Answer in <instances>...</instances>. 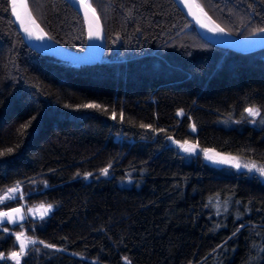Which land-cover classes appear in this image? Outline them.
Here are the masks:
<instances>
[{"label": "trees", "instance_id": "trees-1", "mask_svg": "<svg viewBox=\"0 0 264 264\" xmlns=\"http://www.w3.org/2000/svg\"><path fill=\"white\" fill-rule=\"evenodd\" d=\"M27 2L47 37L85 49L69 4ZM195 2L230 35L264 28V0ZM89 3L105 53L74 65L29 49L0 0V197L17 183L23 194L0 210L53 205L43 219L25 218L37 243L21 264H264V182L204 156L264 166V47L208 44L173 0ZM185 140L195 153L176 143ZM19 232L0 224L6 257L19 251Z\"/></svg>", "mask_w": 264, "mask_h": 264}, {"label": "water", "instance_id": "water-1", "mask_svg": "<svg viewBox=\"0 0 264 264\" xmlns=\"http://www.w3.org/2000/svg\"><path fill=\"white\" fill-rule=\"evenodd\" d=\"M9 1V5L12 12V19L15 28L17 29L18 33L22 37L26 46L31 49L32 51L55 58L57 60L65 61L74 65H93L99 62L105 53V35L103 31V27L98 15L92 12L91 9L86 10L84 6L80 3V0H64L67 4H69L82 18L84 23V27L86 30L87 35V43L85 49L81 52H75L66 48L55 41L51 40L49 37L44 39H36L34 36L29 37L28 34L24 31V28L27 27L34 33L35 28L31 22V13L29 11V6L27 9L23 7V4L26 2L28 5L27 0H17L16 4V13L19 14L20 19H17V15L13 13V5L11 0ZM89 2V1H88ZM175 5L180 9V11L188 18V20L194 25V28L197 34L200 36L201 39L206 41L208 44L213 45L218 48L228 49L237 53L245 54L257 49H260L264 46H260L264 43V31H257L248 36L242 37H232L227 35L226 37H221L214 35L211 33L201 21L199 16V6L195 2V0H173ZM89 26H91L93 31L99 30L100 39H89L88 32ZM264 29V28H263ZM38 34V33H37ZM206 161L209 160V151L204 153ZM18 208V207H14ZM13 209V208H11ZM11 209L1 211L7 212ZM23 211V210H22ZM25 221V217L23 220L18 221L15 224H10L5 219L2 223H8L10 226L19 225L21 228V232H23L20 225H23ZM24 233V232H23ZM17 245L19 246V242L16 240Z\"/></svg>", "mask_w": 264, "mask_h": 264}, {"label": "snow or ice", "instance_id": "snow-or-ice-1", "mask_svg": "<svg viewBox=\"0 0 264 264\" xmlns=\"http://www.w3.org/2000/svg\"><path fill=\"white\" fill-rule=\"evenodd\" d=\"M12 5H13V13L17 15V19H20L19 14L16 13V4H17V0H11ZM80 3L84 6V8L86 10L91 9L93 13H95V9L92 8L91 4L88 2V0H80ZM23 7L25 9L28 8L27 3L25 2L23 4ZM32 23L35 24V20L32 21ZM37 27H39V25H37ZM211 31H218L223 33L224 29L220 28L218 25L214 28V29H210ZM24 31L28 34L29 37H35L36 39H44L46 33L43 32V29H40L39 34L34 33L33 31H31L29 28L25 27ZM259 31H264V29H260ZM88 36L89 39H100V33L99 30L97 31H93L91 26H89V32H88ZM82 107L85 108H98L100 107L99 105H95V104H85L82 105ZM250 116L256 117L258 115H260V110L257 108H247L245 110ZM179 115H182L181 113H178ZM123 117V113H121V118ZM113 118H115V113L113 114ZM31 123V122H29ZM261 123H264V120H261ZM25 128L28 127V125L24 126ZM141 127H150L148 125H141ZM192 130L195 131V125L192 126ZM169 139H171V137H169ZM179 147L185 151V152H194L195 151V145H191L189 144V142L187 140H185L182 144L179 143L178 141L176 142ZM13 151V149L9 148L7 149V153H11ZM5 153H0V155H4ZM208 159H213L212 157H207ZM232 161H236L235 157H230V158H222L220 160H213L214 163H230ZM236 168H240L242 165L237 161L234 163L233 165ZM244 168H247L249 171H252L253 169H255L257 172L260 173V175L264 176V166L261 167H257V165L255 163H250V164H244L243 165ZM102 173L104 175L108 174V169H102ZM87 175H91V174H87ZM17 193H20L19 198L22 199L23 198V194L20 192V188H19V184L17 183V185L9 188L6 190V195L0 197V203H3L5 199H17ZM53 208V205L48 204L45 205L43 203L37 205L34 208H29L28 209V213L33 214V215H39L41 219H43L46 215H48L49 212H51ZM226 210V209H225ZM219 214V212H218ZM7 220L8 223L10 224H15L20 220L24 219V213L22 211V207H18V208H13L10 211L7 212H0V223H2L4 220ZM21 227H23V225H20ZM241 227H243V225H241ZM5 232L8 231L7 228L4 229ZM235 234V233H234ZM16 240L19 242V251H12L10 253H8L7 257L5 256V254L3 252H0V260H4V259H11L13 261H15V264H21L20 258L22 255L25 254V250L28 247L29 244L31 245H35L37 243L36 240L32 239L31 237H25V234L23 232H19V233H14ZM39 243L43 244V241H40ZM45 247L51 248L54 247L53 245H44ZM127 260V258H125ZM128 264H130V262H128Z\"/></svg>", "mask_w": 264, "mask_h": 264}, {"label": "rangeland", "instance_id": "rangeland-1", "mask_svg": "<svg viewBox=\"0 0 264 264\" xmlns=\"http://www.w3.org/2000/svg\"><path fill=\"white\" fill-rule=\"evenodd\" d=\"M89 1V0H88ZM203 11V10H202ZM204 12V11H203ZM205 13V12H204ZM225 32V31H224ZM227 35H229V36H232V37H236V36H233V35H230V34H228L227 32H225ZM196 151V150H195ZM195 151H194V153H195ZM204 152H206V151H204ZM192 153V152H191ZM209 157H212L213 159H209V160H207V162L210 164V165H213V166H230V167H232L234 170H236V171H243V172H251L250 174H253V172L254 173H256V174H258L257 176L260 178V179H262V181L264 182V176H262V175H260V173L259 172H257L255 169H253L252 171H249L247 168H244L243 167V165L244 164H250V163H252V162H247V161H244V160H241V159H239V158H236V161H232V162H230V163H214L213 162V160H220V159H222V158H230V157H234V156H228V155H224V154H218V153H214V152H209ZM239 162L242 166L240 167V168H236V167H234L233 165H234V163L235 162ZM254 163V162H253ZM258 167V166H257ZM6 195V193L5 194H3L2 196H5ZM17 195V198L18 199H20L19 198V193H17L16 194ZM1 196V197H2ZM10 200H14V199H5L4 200V202L5 201H10ZM1 204V203H0ZM37 206V205H36ZM36 206H26L25 204H24V202H22L21 201V204L19 205V206H16V207H22V210H23V213H24V217L25 218H27V217H30V218H33V219H36V218H40V216L37 214V215H33V214H30V213H28V209L29 208H34V207H36ZM14 208V207H13ZM1 211H5V210H0V212Z\"/></svg>", "mask_w": 264, "mask_h": 264}, {"label": "bare ground", "instance_id": "bare-ground-1", "mask_svg": "<svg viewBox=\"0 0 264 264\" xmlns=\"http://www.w3.org/2000/svg\"><path fill=\"white\" fill-rule=\"evenodd\" d=\"M199 16L201 18V21L203 22V24L205 25V27L211 32L213 33L214 35H217V36H221V37H226V34L225 32L221 33V32H218V31H211L210 29H214L217 25L201 10L199 9ZM34 19L31 18V22L33 21ZM34 28H35V31L39 34L40 32V27H37V23L35 22L32 23ZM46 38V36L44 37ZM260 46H264V43L261 44Z\"/></svg>", "mask_w": 264, "mask_h": 264}]
</instances>
